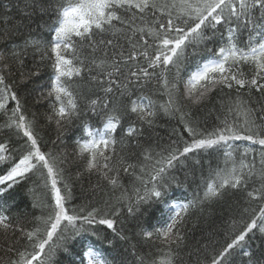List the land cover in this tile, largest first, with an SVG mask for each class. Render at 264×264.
Instances as JSON below:
<instances>
[{
	"label": "snow or ice",
	"instance_id": "snow-or-ice-1",
	"mask_svg": "<svg viewBox=\"0 0 264 264\" xmlns=\"http://www.w3.org/2000/svg\"><path fill=\"white\" fill-rule=\"evenodd\" d=\"M214 92L219 115L209 128L192 108ZM29 99L47 103L43 118L55 123L57 141L80 133L73 153L57 141L43 150ZM161 112L178 117L169 143L141 144ZM0 115L21 141L11 151L0 143V264H264V0H7ZM76 161L78 179L96 177L80 205L65 176ZM177 165L189 169L191 199L172 198V185L183 186ZM34 176L27 191L38 216L10 196ZM225 197L238 217L223 242L190 247L187 217L210 214Z\"/></svg>",
	"mask_w": 264,
	"mask_h": 264
},
{
	"label": "trees",
	"instance_id": "trees-1",
	"mask_svg": "<svg viewBox=\"0 0 264 264\" xmlns=\"http://www.w3.org/2000/svg\"><path fill=\"white\" fill-rule=\"evenodd\" d=\"M13 3H15V0H13ZM7 4V0H0V5ZM11 14L15 15V10H11ZM35 28V25H33ZM29 66H31V61H28ZM194 63V62H193ZM192 70V66H189L185 72L184 75H187L188 71ZM50 70H45L44 74L41 77V81H47L48 75ZM175 69H173V72ZM87 79V75L85 74V80ZM76 84H81L83 81L80 79H77L75 81ZM31 87V85H29ZM182 87V85H181ZM83 91L87 92V86L83 88ZM219 93L214 92L211 97V102L201 104L199 107L192 108V112L195 117H198L202 122L206 121L207 126L210 128L215 122H216V116L219 115V105L216 104V101L218 99ZM94 98V97H93ZM153 99H156L158 101H161L163 99H166V97L161 96H154ZM83 103V102H82ZM14 106H9L10 108ZM215 109L217 110H213ZM27 111L29 115L31 112H38L41 114V118L39 120V123L36 126V132L38 133L39 137L41 138L40 142L43 145V150L48 151L49 148H53V141H57L58 132L56 129L55 123H47V121L43 118V114L48 111V105L47 103H43L40 106L33 107L32 99H29L27 103ZM86 119H89L92 123L93 127H97V125L100 123V118L93 116L91 113L88 114ZM6 117L3 115H0V143H3L5 141L8 142L9 150H14L17 148V144L20 141L19 135L15 132V130H9L5 127H3V124L5 122ZM130 119L134 120L135 117L132 116ZM129 121L124 122V127L126 128L128 126ZM139 127V125H137ZM178 117L172 118L169 116H165L162 112L158 115L155 125L152 130L145 133L144 138H140L141 144H146L148 142V138L150 137L151 140L159 142L161 145H166L169 143L170 140V133H172V130L174 128H178ZM79 132H76L75 130L73 132L68 133L65 136L60 137V141H63L64 143H60L57 141L56 148L60 149L63 148L68 153H73L74 150V144L73 140L77 135H79ZM119 140L121 136L123 135V130L118 129L117 132L114 134ZM172 139H175V137H171ZM119 150V149H118ZM131 150V149H130ZM138 151V149H136ZM70 159H73V157L70 156ZM207 160L208 158L205 157ZM191 164V159L187 162ZM76 164H80V167H77ZM216 166V161L213 159V167ZM66 168L68 169L65 173V176L69 178V183L73 185L74 188V197L72 204L74 205H80L83 201L81 199V193H83L85 190L90 191V185L96 183V177L92 176L90 177L88 173L83 172L82 178H77L75 173L77 171H82V162L76 161L72 165H66ZM4 169L0 168V174H3ZM189 171L187 168H182L180 165H177V168L172 172V175H174L177 180L181 183L183 186H178L177 184H173L170 192L172 190L181 189V191H184L186 194H188L189 198H192V194L195 190V185H192L191 188L187 187L186 185L191 182L192 177L188 176L187 180L185 179L186 173ZM204 175H208V166L207 164L204 165ZM197 176L199 177V171L197 173ZM36 179V177H32L25 183H21V185L15 187L11 193L10 196L14 199L15 204L18 209L24 210L28 209L32 212L34 216L41 215V210L36 208H32V196L29 194L27 189L33 185V181ZM127 184V180L124 181ZM42 191V189H41ZM180 191V190H179ZM119 195V193H117ZM175 196V193H173ZM72 206L71 204L69 205ZM244 206V205H241ZM17 208H14L13 211L15 212ZM258 211V208H257ZM238 217V208L237 203L234 198L225 197L224 200L217 202L211 213L206 215H199L197 212H193L191 215L187 217V221L184 225V232L187 235V241L186 243L191 247L194 245L196 241H199L201 245H204L209 242V240H219L223 242V232L228 224L231 223L230 217ZM155 223V221H152ZM126 226L131 228L132 222L128 221L126 222ZM95 227V226H94ZM119 227V226H118ZM99 231L102 233L105 231V226H99ZM110 233V230H107ZM127 234H131L130 232ZM111 238V236H109ZM135 242V241H133ZM256 244L259 243V241H255ZM106 246V245H105ZM122 247H126L122 241H117V250H120ZM143 251H149L148 248H144ZM188 249H185V254L187 253ZM0 255H3L2 252H0ZM58 260H62L63 257L58 255Z\"/></svg>",
	"mask_w": 264,
	"mask_h": 264
},
{
	"label": "bare ground",
	"instance_id": "bare-ground-1",
	"mask_svg": "<svg viewBox=\"0 0 264 264\" xmlns=\"http://www.w3.org/2000/svg\"><path fill=\"white\" fill-rule=\"evenodd\" d=\"M97 127H102V122L100 121V123L97 125ZM238 144H240L241 142H237ZM246 143V142H245ZM180 190V191H179ZM172 198L176 199V200H185V199H191L189 198L188 194H186L184 191H181V189H177V190H172L171 192ZM173 193H175V196L173 195ZM159 215V214H157Z\"/></svg>",
	"mask_w": 264,
	"mask_h": 264
}]
</instances>
